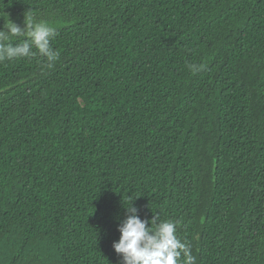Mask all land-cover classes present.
<instances>
[{"label":"trees","instance_id":"16d2710c","mask_svg":"<svg viewBox=\"0 0 264 264\" xmlns=\"http://www.w3.org/2000/svg\"><path fill=\"white\" fill-rule=\"evenodd\" d=\"M29 18L60 56L0 63V264H123L131 203L264 264V0H0Z\"/></svg>","mask_w":264,"mask_h":264},{"label":"clouds","instance_id":"9594fccd","mask_svg":"<svg viewBox=\"0 0 264 264\" xmlns=\"http://www.w3.org/2000/svg\"><path fill=\"white\" fill-rule=\"evenodd\" d=\"M55 36L56 28L48 21L29 18L23 28L8 21L0 30V63L40 57L43 58L41 70H50L60 56L52 47ZM20 37L24 38L20 43H13ZM206 67L203 63L187 65L193 74L205 71ZM125 211L128 215L118 227L119 240L112 245L123 264H195L191 245L178 237L175 222L161 220L157 224L155 216L152 220H142L133 203Z\"/></svg>","mask_w":264,"mask_h":264}]
</instances>
